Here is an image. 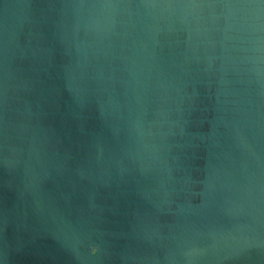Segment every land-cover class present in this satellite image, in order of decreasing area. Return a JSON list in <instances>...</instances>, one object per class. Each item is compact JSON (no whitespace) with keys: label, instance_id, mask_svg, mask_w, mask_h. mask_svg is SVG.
Wrapping results in <instances>:
<instances>
[{"label":"water","instance_id":"obj_1","mask_svg":"<svg viewBox=\"0 0 264 264\" xmlns=\"http://www.w3.org/2000/svg\"><path fill=\"white\" fill-rule=\"evenodd\" d=\"M98 2L0 0V264H264V58Z\"/></svg>","mask_w":264,"mask_h":264},{"label":"clouds","instance_id":"obj_2","mask_svg":"<svg viewBox=\"0 0 264 264\" xmlns=\"http://www.w3.org/2000/svg\"><path fill=\"white\" fill-rule=\"evenodd\" d=\"M75 7L81 15L87 8L89 28L101 40L118 33L120 26L132 24L135 27L136 20L144 24L145 31L153 36L157 44L164 32V24L171 29L178 22L188 30L186 35L189 38L193 35L207 36L214 29L221 38L223 52L221 57L212 55L209 63L220 61L218 75L225 89L228 88L226 69L229 65L237 70L241 67L248 69L264 58V9L260 5L204 0H140L139 3L135 0H99L92 5L77 4ZM172 86L180 90L178 78H174ZM229 99L225 94L224 100ZM261 103L264 102L257 101V106Z\"/></svg>","mask_w":264,"mask_h":264}]
</instances>
